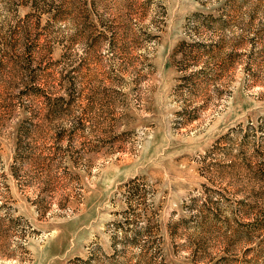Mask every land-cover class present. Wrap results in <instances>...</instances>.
Wrapping results in <instances>:
<instances>
[{"label":"rangeland","instance_id":"1","mask_svg":"<svg viewBox=\"0 0 264 264\" xmlns=\"http://www.w3.org/2000/svg\"><path fill=\"white\" fill-rule=\"evenodd\" d=\"M0 264H264V0H0Z\"/></svg>","mask_w":264,"mask_h":264},{"label":"trees","instance_id":"2","mask_svg":"<svg viewBox=\"0 0 264 264\" xmlns=\"http://www.w3.org/2000/svg\"><path fill=\"white\" fill-rule=\"evenodd\" d=\"M213 42H215V41H213ZM213 42L212 43L210 42L209 45H203L202 43H196V42L195 43L194 42H189V43L181 42L180 44H178V46L176 47V49L173 52V56L174 57L179 56L177 61H176L178 63V65H177L178 66V72H180V74H181L179 76V80L184 81V83L189 82V80H191L194 76L198 75L203 70L209 71V65H208L207 60H204L202 62V68L197 70V71L190 70L189 66L191 64L192 69H193V67L199 62V58L192 56L191 53L195 52V51L198 52L199 50L200 51L204 50L203 52H205V54H206L205 56L207 58V55L211 54V52H212V50L209 49V47H212V48L215 47L216 43L213 44ZM205 50H208V51H205ZM186 63H187V65H184V66L182 65V64H186ZM57 100L61 101V100H64V98H63V96H60L57 98ZM49 106L54 107L56 105L49 103ZM192 119H193V117H187V119H185V121H188V120L191 121ZM131 183H132V181L130 180L127 184L124 185V186H126L125 188H128L126 192L129 193L131 191L130 193L133 192L134 194H136L137 189L129 187Z\"/></svg>","mask_w":264,"mask_h":264}]
</instances>
